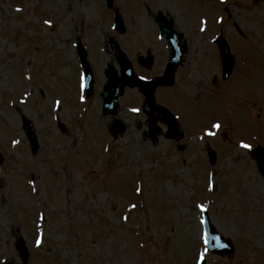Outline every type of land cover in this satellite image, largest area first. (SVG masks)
I'll use <instances>...</instances> for the list:
<instances>
[{"label":"rangeland","instance_id":"obj_1","mask_svg":"<svg viewBox=\"0 0 264 264\" xmlns=\"http://www.w3.org/2000/svg\"><path fill=\"white\" fill-rule=\"evenodd\" d=\"M159 11L188 50L174 88L156 99L187 137L147 140L137 89L119 99L126 128L114 137L101 112L104 69L118 70L119 48L142 74L138 56L153 47L166 63ZM212 38L235 60L227 80ZM77 39L97 77L88 102ZM263 112L264 0H0V264H199L201 253L205 264H264V181L246 148L206 134L264 146ZM207 145L224 146L212 166ZM199 204L234 254L210 252Z\"/></svg>","mask_w":264,"mask_h":264},{"label":"water","instance_id":"obj_2","mask_svg":"<svg viewBox=\"0 0 264 264\" xmlns=\"http://www.w3.org/2000/svg\"><path fill=\"white\" fill-rule=\"evenodd\" d=\"M157 21L159 23L158 25H160L161 32L167 37L168 43L171 46V55H170L171 64H170V67L168 70V74L172 75L174 72V69L177 67L179 61L181 60L180 54H182V51H181L180 45L178 44V42L176 40V38H177L175 35L176 33L172 29V25L162 15H160L158 17ZM117 23H118L117 27L121 28V26H122L121 21L117 22ZM79 50H80L82 62L85 65L86 69H88L89 74H91V71L88 67V62L86 60V54L81 50V48ZM121 61H122V64H121L122 68L121 69L123 70L121 79H118V76L112 67H110L109 70L107 71V74L110 78L109 79L110 84H108L105 87L104 94H103V98L106 101V105H109L111 102L112 106L115 107V105H116L115 100H116L118 93H119V87L120 86L124 87L127 83H135L136 85H138L140 87L141 90H143L147 94V96L150 100H153L152 98H153V92L155 89V83L138 81L136 79V75L134 74V72L132 70L131 64L128 61H126L124 57L121 58ZM223 62H224L223 63L224 66H225L224 74L227 76L228 73L230 72V70L232 69V60L230 58L224 57ZM91 76H90V78H92ZM168 118H169V124L171 126V132L176 134V132H177L176 128L177 127H175L176 125H175V123L172 122L171 118L166 115L165 119H168ZM152 121H153V119H152ZM154 124H155V121H153L151 123V127H154ZM253 157L257 160L260 172L264 176V150L259 149V148L255 149L253 151ZM207 231H208L207 233L209 234L210 240L214 239V240L218 241V239H220L227 244L228 248L225 249L226 253L233 251L232 243H230L228 240H225L224 238H220L217 234H215V231L211 228H210V231H209V229H207ZM210 240H209V242H210ZM211 247H214V246H211ZM218 251L221 252L222 250L218 249Z\"/></svg>","mask_w":264,"mask_h":264},{"label":"snow or ice","instance_id":"obj_3","mask_svg":"<svg viewBox=\"0 0 264 264\" xmlns=\"http://www.w3.org/2000/svg\"><path fill=\"white\" fill-rule=\"evenodd\" d=\"M220 19L222 20L223 18L221 17ZM45 23H46V24H49V25L52 24V22H51L50 20H46ZM204 30H205V29L202 27V28H201V31H204ZM80 80H81L80 87L83 88V87H84V83H83V76H82V75H81V77H80ZM24 95L27 96L28 93L25 92ZM83 98H84V97L82 96L81 99H83ZM56 105H57V107H59V105H60V101H59V100L56 101ZM134 111H138V110H134ZM221 127H222V125H221V123H220L219 121L215 122V123L212 125V128H214V129H220ZM206 134L209 135V136H215V135H216V133L213 132V131H211V130H206ZM201 139H203V137H201ZM12 143H13V144H18L19 141H17V140H13ZM241 146H242L243 148H251V147H252L250 144H247V143H245V142H243V141H241ZM31 183H32V184H35V181H34V180L31 181ZM208 186H209V188H213V187H215V186H216L215 181H211V180H210ZM35 190H36V189L33 187V191H35ZM135 191L139 193V192H141V188H140V187H137V188L135 189ZM130 207H131V208H135L136 205L133 204V205H130ZM197 207H198V208L200 209V211H202V212L207 210V206L204 205V204H199ZM123 219H124V220H128V216H124ZM203 222H204V220H203V218H201V223H203ZM41 242H42L41 238H38V239L36 240V244H37L38 246L41 244ZM206 250H207V249H206ZM206 250H205V251H206ZM203 259H204V254L201 253V254H200V260H203Z\"/></svg>","mask_w":264,"mask_h":264}]
</instances>
